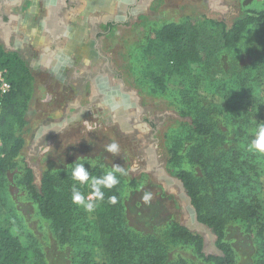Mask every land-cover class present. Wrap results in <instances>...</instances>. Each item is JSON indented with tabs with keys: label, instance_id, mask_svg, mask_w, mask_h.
Listing matches in <instances>:
<instances>
[{
	"label": "rangeland",
	"instance_id": "374dc122",
	"mask_svg": "<svg viewBox=\"0 0 264 264\" xmlns=\"http://www.w3.org/2000/svg\"><path fill=\"white\" fill-rule=\"evenodd\" d=\"M29 1L33 0H3L0 12L8 16V22L0 26L10 25L19 30L21 21L27 20ZM151 7L150 14L156 22L149 24L146 31L152 51L149 49L148 55L140 56L138 50L128 55L126 49H119L124 71L117 77L109 73L111 80L122 79L124 85V101L119 105L118 117L111 104L91 101L96 92L94 87H83L77 82L74 87L72 81H58L47 72L33 69L35 53L27 47V38L21 39L23 48L15 52L27 57L35 77L21 160L32 169L37 186L42 173L50 169L61 189H72L75 182L68 165L77 157H86L92 164L101 163L105 170H110L113 164L121 166L128 173L120 177L121 219L127 233L136 238L140 253L162 244L168 224L177 221L203 238L207 253L217 254L210 230L194 224L193 207L176 178L179 166L191 168L199 177L203 167L188 160L176 165L168 162V151L175 141H183L182 149L199 143L188 132L190 118L179 111L203 110L217 122L222 134H227V141L216 144L215 148L207 145L201 149V163L227 159L235 149L238 163L231 178L221 173L225 178L220 185L204 184L209 211L226 221V237L235 251L237 264H264L260 250L264 243V155L247 150L257 123H264L262 30L249 27L235 49L190 63L179 73L165 75L160 85L153 78L164 71L169 49L151 41L162 24L205 16L230 25L248 11L264 10V0H155ZM45 15L46 9L41 8L35 17L37 22ZM130 34L128 29L124 30L125 44ZM14 40V34L5 39L0 30V44L5 50H12ZM117 59L120 61L119 56ZM259 67L261 74L255 83ZM116 82L113 81L114 85ZM112 142L120 146L116 155L105 151ZM18 172L14 169L0 180V227L12 225L22 233L28 248L24 264H108L101 250L94 212L74 204L69 241L59 244L48 221L40 217L21 188ZM241 172V183H234V176ZM144 191L153 194L147 205L142 201ZM252 198L262 208L258 223L232 215L228 205ZM260 222L263 228L259 227ZM259 231H263V237ZM169 257L181 258L187 264L197 263L186 247L172 249Z\"/></svg>",
	"mask_w": 264,
	"mask_h": 264
},
{
	"label": "trees",
	"instance_id": "16d2710c",
	"mask_svg": "<svg viewBox=\"0 0 264 264\" xmlns=\"http://www.w3.org/2000/svg\"><path fill=\"white\" fill-rule=\"evenodd\" d=\"M253 26L261 29L264 34V10L248 11L230 25L205 16L197 19L188 18L180 23L162 24L156 30V41L166 46L169 51L165 69L159 76L153 78L154 83L160 85L165 75L179 73L190 63L200 62L208 56L235 49L241 43L247 29ZM0 70H6L10 84L7 93H0V180L12 170L18 169L21 188L34 203L40 217L48 221L55 240L59 244H66L74 220L71 189H61L56 174L50 169L42 173L40 185L37 186L34 183L32 169L21 160V153L25 147L24 135L27 132V112L35 89L34 76L27 59L21 53L7 51L1 44ZM260 74L261 67L254 78L255 83ZM179 113L190 118L188 132L190 137L199 143L182 149L180 142L183 141H175L177 143L172 144L168 151V162L176 165L182 160H188L203 167L202 177H199L191 168L179 166L176 178L181 182L190 200L197 222L209 229L214 237L217 254L207 253L203 238L177 221L168 224L162 244L153 250L140 253L141 248L138 249L136 238L127 233L121 219L119 183L111 190H104L103 202L93 210L101 250L108 264H187L181 258L170 259L169 253L177 247H186L190 250L196 264H237L235 251L226 237V221L218 213L209 211V196L204 193V184L208 183L213 187L221 184L225 178L221 175L222 172L229 178L235 174L233 170L238 164L237 150L235 149L227 159L216 162L205 160L202 164L201 149H205L207 145L215 148L216 144H224L227 141V134H222L221 128L216 125L217 122L207 117L203 110L189 109L185 113L182 110ZM85 167L91 176L99 177L105 172L101 163ZM239 176H242V172L234 176V183H241ZM80 190L88 194L91 191L88 187H81ZM111 196L117 197L115 204L109 202ZM228 208L232 215L242 220L258 223L262 218L261 204L257 199L252 198L248 201L239 199L233 205H228ZM259 227L263 228L261 222ZM258 234L263 237V231H259ZM260 250L264 257L263 242ZM27 254L28 248L22 233L12 225L0 227V264H24Z\"/></svg>",
	"mask_w": 264,
	"mask_h": 264
},
{
	"label": "crops",
	"instance_id": "0c3cea01",
	"mask_svg": "<svg viewBox=\"0 0 264 264\" xmlns=\"http://www.w3.org/2000/svg\"><path fill=\"white\" fill-rule=\"evenodd\" d=\"M154 1L72 0L67 7L64 0L52 4L33 0L29 1L27 20L21 21L19 30L10 25H1L0 29L5 39L15 35L11 51H21V39L27 38V47L35 53L31 62L33 69L47 72L58 81H72L74 87L76 82L83 87H94L96 92L91 101L111 104L117 116L119 105L124 101V85L122 79L119 82L118 79L111 80L109 73H115L117 77L124 71L119 49H126L128 55L133 50H138L140 56L149 54L150 35L146 29L156 22L150 14ZM41 8L46 9V15L37 22L35 17ZM64 8L66 11L60 15ZM125 29L131 33L126 44ZM151 39L156 41V33ZM113 81H117L115 85Z\"/></svg>",
	"mask_w": 264,
	"mask_h": 264
},
{
	"label": "clouds",
	"instance_id": "9594fccd",
	"mask_svg": "<svg viewBox=\"0 0 264 264\" xmlns=\"http://www.w3.org/2000/svg\"><path fill=\"white\" fill-rule=\"evenodd\" d=\"M247 150L254 154L264 155V123H257V127L254 129V139L247 145ZM105 151L116 155L120 151V146L118 143L112 142L106 145ZM85 165L92 166V162L88 161L86 157H77L73 164L68 165L71 171V178L75 182L71 189V199L73 204L91 212L100 202H103L105 198L104 190L113 189L120 183L119 177L127 176L128 173L123 167L113 164L112 168L110 170L106 169L102 176H91ZM81 187L91 189L87 197L80 190ZM152 199L153 194L149 191H144L142 195L144 204H149ZM109 202L115 204L117 197H109Z\"/></svg>",
	"mask_w": 264,
	"mask_h": 264
},
{
	"label": "flooded vegetation",
	"instance_id": "af4514ba",
	"mask_svg": "<svg viewBox=\"0 0 264 264\" xmlns=\"http://www.w3.org/2000/svg\"><path fill=\"white\" fill-rule=\"evenodd\" d=\"M3 0H0V6H1V2H2ZM56 2L57 0H43V3H46V4H52V2ZM64 4H65V6H70V4H72V0H64ZM66 10H65V8L64 9H62V10H60V15H62V14H64V12H65ZM6 22H8V16L6 15V14H1V12H0V23H3V25L4 24H6ZM0 30H2V29H0ZM2 32H3V30H2Z\"/></svg>",
	"mask_w": 264,
	"mask_h": 264
},
{
	"label": "built area",
	"instance_id": "2783aa9c",
	"mask_svg": "<svg viewBox=\"0 0 264 264\" xmlns=\"http://www.w3.org/2000/svg\"><path fill=\"white\" fill-rule=\"evenodd\" d=\"M10 90L6 70H0V93L5 94Z\"/></svg>",
	"mask_w": 264,
	"mask_h": 264
},
{
	"label": "water",
	"instance_id": "95a60500",
	"mask_svg": "<svg viewBox=\"0 0 264 264\" xmlns=\"http://www.w3.org/2000/svg\"><path fill=\"white\" fill-rule=\"evenodd\" d=\"M181 186H182V184H181ZM182 188H183V186H182ZM189 200V199H188ZM190 201V200H189ZM193 213H194V224L195 225H197V226H199L200 228H203L204 226H202L201 224H199L198 222H197V220H196V213H195V211H194V209H193Z\"/></svg>",
	"mask_w": 264,
	"mask_h": 264
}]
</instances>
